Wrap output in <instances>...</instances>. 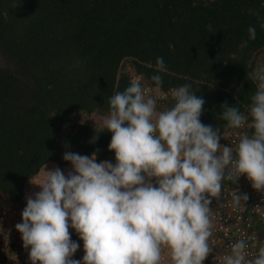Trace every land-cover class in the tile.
I'll return each mask as SVG.
<instances>
[{
  "label": "trees",
  "instance_id": "1",
  "mask_svg": "<svg viewBox=\"0 0 264 264\" xmlns=\"http://www.w3.org/2000/svg\"><path fill=\"white\" fill-rule=\"evenodd\" d=\"M260 23L264 0H0V200L25 206L30 180L45 163L67 166L66 151L99 149L98 162L115 164L112 133L78 117L106 115L109 98L137 76L155 93L158 57L168 69L161 108L174 103L171 89L190 84L205 100L201 122L224 136L220 106L246 112L256 90L248 74L264 63Z\"/></svg>",
  "mask_w": 264,
  "mask_h": 264
},
{
  "label": "clouds",
  "instance_id": "2",
  "mask_svg": "<svg viewBox=\"0 0 264 264\" xmlns=\"http://www.w3.org/2000/svg\"><path fill=\"white\" fill-rule=\"evenodd\" d=\"M247 31L255 41L256 27ZM167 71L158 57V74L151 76L155 96L137 76L109 98L99 133H112L108 150L115 164L97 162L99 149L91 155L66 151L62 159L71 165L66 174L45 163L30 180L40 191L25 196L15 228L23 248L30 249L31 264H204L214 252L211 205L214 199L223 205L225 182L237 184L245 176L264 193V63L248 74L256 90L246 112L227 102L220 106L219 119L228 129L251 130L239 133L234 146L220 143V127L201 122L205 100L190 84L171 89L174 103L158 109L160 73ZM229 195L233 210L249 200L238 189ZM70 227L83 241L82 260L72 258L80 245ZM249 239L242 235L233 242L220 264H264V246L251 257Z\"/></svg>",
  "mask_w": 264,
  "mask_h": 264
},
{
  "label": "built area",
  "instance_id": "3",
  "mask_svg": "<svg viewBox=\"0 0 264 264\" xmlns=\"http://www.w3.org/2000/svg\"><path fill=\"white\" fill-rule=\"evenodd\" d=\"M142 86L149 95H156L145 85L142 84ZM165 97L161 93L157 105L159 110L165 109L161 108ZM244 131L250 132V129H229L223 136L224 143L222 145L234 146L238 134ZM236 189L242 194H248L249 200L246 206L233 210L229 206L231 200L229 193ZM221 195L223 205L218 206L219 202L215 199L211 205L215 218V228L211 238L214 252L209 255L204 264H220L223 255L229 253L230 245L240 239L242 235L250 238L249 252L251 257L258 254L259 247L264 246L261 238L263 230H259V227L264 225V193L255 191L251 186V182L245 176H241L237 184L226 181ZM25 207H15L11 202L0 200V264H31L28 255L30 249L23 248L21 234L15 228L16 224L22 222L21 213Z\"/></svg>",
  "mask_w": 264,
  "mask_h": 264
},
{
  "label": "rangeland",
  "instance_id": "4",
  "mask_svg": "<svg viewBox=\"0 0 264 264\" xmlns=\"http://www.w3.org/2000/svg\"><path fill=\"white\" fill-rule=\"evenodd\" d=\"M259 60L262 62L263 61V57H260ZM6 65H7V62H6L5 58L2 56V54L0 53V66L2 67V66H6ZM125 67H126L127 70L132 71L131 68H130L129 63H125ZM103 116L104 115L99 114V113H92V114H86V113H84V114H81L78 117V123H89V124H92L93 126L101 127V118ZM47 166H48V169H51L54 166H58V165L57 164H54V163H49V164H47ZM67 167H69V169ZM60 168L62 170H64L65 171V174H66L67 171L71 169V165L69 163L67 166L60 167ZM37 176H35L33 179L37 178ZM39 191H40V188L38 186H36V185H34V184H32V183L29 182L26 195H28V194H34V193L39 192ZM25 203H26V199H25ZM69 232H70V235L76 233L75 230L72 229L71 227L69 228ZM73 241H75V240H73ZM83 253H84L83 249L79 247V249L77 250V252L74 254V256L72 258L73 259H76V260H79L80 257H82Z\"/></svg>",
  "mask_w": 264,
  "mask_h": 264
},
{
  "label": "crops",
  "instance_id": "5",
  "mask_svg": "<svg viewBox=\"0 0 264 264\" xmlns=\"http://www.w3.org/2000/svg\"><path fill=\"white\" fill-rule=\"evenodd\" d=\"M69 169V167H67Z\"/></svg>",
  "mask_w": 264,
  "mask_h": 264
}]
</instances>
